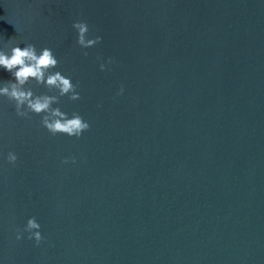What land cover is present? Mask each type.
Instances as JSON below:
<instances>
[{
  "label": "water",
  "instance_id": "1",
  "mask_svg": "<svg viewBox=\"0 0 264 264\" xmlns=\"http://www.w3.org/2000/svg\"><path fill=\"white\" fill-rule=\"evenodd\" d=\"M77 19L103 37L87 55ZM0 36L51 47L91 125L0 99L2 264H264L262 0H0ZM29 216L39 244L15 237Z\"/></svg>",
  "mask_w": 264,
  "mask_h": 264
},
{
  "label": "clouds",
  "instance_id": "2",
  "mask_svg": "<svg viewBox=\"0 0 264 264\" xmlns=\"http://www.w3.org/2000/svg\"><path fill=\"white\" fill-rule=\"evenodd\" d=\"M72 27L75 29L76 43L84 50V55L88 54V48L97 45L103 39L98 34L90 35L86 20H74ZM97 59L102 71L110 70V65L114 62L111 56ZM58 63L59 59L51 47L38 48L31 42L12 37L5 40L0 36V70L8 73L7 78L0 77V99L11 101L18 117L31 119L33 115H39L40 125L53 135L63 133L70 137H80L91 125L79 112L69 113L59 104L61 96H67L69 100H78L81 92L72 76L57 69ZM30 81L46 86L49 91H35L27 86ZM52 89L56 90V94H52ZM124 90V86L121 85L116 95L122 94ZM3 159L15 165L18 154L9 150ZM69 162L75 163L76 157L62 158V163ZM25 232L36 244L44 239L41 223L36 216H29L23 229L15 230L16 239H22Z\"/></svg>",
  "mask_w": 264,
  "mask_h": 264
}]
</instances>
